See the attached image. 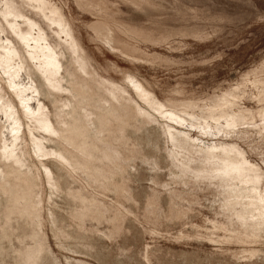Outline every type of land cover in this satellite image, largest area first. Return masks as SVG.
<instances>
[{"label": "rangeland", "instance_id": "374dc122", "mask_svg": "<svg viewBox=\"0 0 264 264\" xmlns=\"http://www.w3.org/2000/svg\"><path fill=\"white\" fill-rule=\"evenodd\" d=\"M0 264H264V0H0Z\"/></svg>", "mask_w": 264, "mask_h": 264}]
</instances>
